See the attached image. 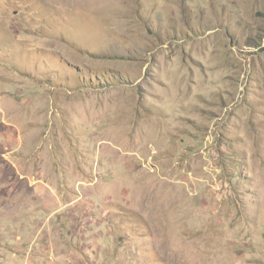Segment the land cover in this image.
<instances>
[{
	"label": "rangeland",
	"instance_id": "1",
	"mask_svg": "<svg viewBox=\"0 0 264 264\" xmlns=\"http://www.w3.org/2000/svg\"><path fill=\"white\" fill-rule=\"evenodd\" d=\"M0 264H264V0H0Z\"/></svg>",
	"mask_w": 264,
	"mask_h": 264
}]
</instances>
